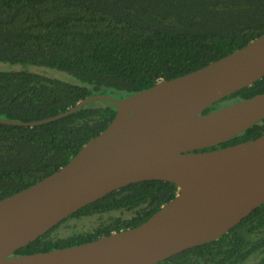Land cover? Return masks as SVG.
<instances>
[{
  "label": "trees",
  "instance_id": "1",
  "mask_svg": "<svg viewBox=\"0 0 264 264\" xmlns=\"http://www.w3.org/2000/svg\"><path fill=\"white\" fill-rule=\"evenodd\" d=\"M264 34V0H0V119L41 121L96 95L124 99L195 72ZM72 76L70 83L50 70ZM264 93V77L204 114ZM116 107L93 101L55 122L0 124V200L67 165L105 131ZM264 135V119L227 142ZM178 194L146 181L77 211L12 257L95 241L145 223ZM90 222L79 227L80 222ZM74 223H76L74 225ZM158 264H264V204L219 239Z\"/></svg>",
  "mask_w": 264,
  "mask_h": 264
},
{
  "label": "water",
  "instance_id": "2",
  "mask_svg": "<svg viewBox=\"0 0 264 264\" xmlns=\"http://www.w3.org/2000/svg\"><path fill=\"white\" fill-rule=\"evenodd\" d=\"M264 77V34L195 72L133 96L96 95L116 107L108 128L57 172L0 200V264H158L211 243L264 204V135L213 149L264 119V93L210 113L226 97ZM146 181L174 184L177 196L142 225L90 243L12 257L84 207Z\"/></svg>",
  "mask_w": 264,
  "mask_h": 264
},
{
  "label": "rangeland",
  "instance_id": "3",
  "mask_svg": "<svg viewBox=\"0 0 264 264\" xmlns=\"http://www.w3.org/2000/svg\"><path fill=\"white\" fill-rule=\"evenodd\" d=\"M0 67L1 68H9L10 66L9 65H6V64H0ZM11 68V67H10ZM49 72L52 73L53 77L54 78H57L59 80H63V81H66V82H70V83H76L77 81L70 75H67V74H64V73H61L57 70H50ZM91 221L89 222H80L78 223V226L79 227H83V226H88L90 224ZM76 223H74L75 225Z\"/></svg>",
  "mask_w": 264,
  "mask_h": 264
}]
</instances>
